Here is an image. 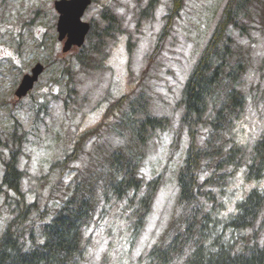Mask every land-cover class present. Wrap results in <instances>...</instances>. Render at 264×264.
<instances>
[{
    "label": "rangeland",
    "instance_id": "374dc122",
    "mask_svg": "<svg viewBox=\"0 0 264 264\" xmlns=\"http://www.w3.org/2000/svg\"><path fill=\"white\" fill-rule=\"evenodd\" d=\"M54 1L0 0V183L3 161L18 146L22 188L38 203L30 217L37 228L38 219L57 209L76 184L95 183L99 203L82 235L84 251L78 264H146L144 257L153 246L176 235L171 228L178 223L177 175L189 143L187 129L180 123L181 93L227 0H184L158 50L172 0H157L150 10V0H94L82 18L93 31L85 51L88 46L98 49L88 55L91 66L77 61L79 48L61 52ZM251 12L244 30L231 27L230 31L234 60L242 62L237 88L244 96L243 107L231 115L229 129L218 130V136L208 124L213 117L210 110L197 134L201 146L213 133L214 143L222 144L225 151L239 149L235 158L242 162L264 129V0H257ZM110 24L109 34L98 37ZM36 63L44 66L43 73L28 95L17 100L14 92L21 78ZM123 96L125 100L116 106ZM131 103L137 106L133 111ZM145 112L161 118L163 126L149 130L139 175L143 182L160 177V185L143 229L130 240L133 218L123 210L124 202L104 194L102 169L111 152L130 142L131 131ZM92 130L84 152L61 169L57 163L64 153ZM203 165V178L211 176L212 168ZM214 177L206 189L214 197L209 205L222 204L219 213L230 210L250 188H264V180L248 183L232 165ZM43 211L46 214L41 215ZM9 219L0 192V233ZM253 233L264 242V208L253 228L234 232V237L248 241ZM184 256L175 264H182Z\"/></svg>",
    "mask_w": 264,
    "mask_h": 264
},
{
    "label": "trees",
    "instance_id": "16d2710c",
    "mask_svg": "<svg viewBox=\"0 0 264 264\" xmlns=\"http://www.w3.org/2000/svg\"><path fill=\"white\" fill-rule=\"evenodd\" d=\"M183 1L172 0L157 41V50L167 38ZM256 1H226L183 86L180 103L184 114L180 123L187 129L189 143L177 175L179 191L175 214L177 212L178 216L175 218L178 223L171 228L176 230V235L166 244L153 246L144 257L146 264H175L184 254L182 264H264V242L259 235L253 233L248 241L242 239V242L234 237V232L254 227L264 208V188H250L230 210L222 213L218 212L222 204L219 203L218 208L216 203L209 205L214 197L206 189L216 180L214 174L217 176L219 170L227 165H232L234 170L240 169L248 183L264 180V129L249 155L246 158L243 156V162L235 158L239 149L232 147L225 151L222 144L214 143L213 133L209 134L202 146L197 144L198 127L206 124L210 110L213 117L208 124L218 136V130L229 129L231 115L243 107L244 96L237 88L242 62L240 59L234 60L236 54L230 31L231 27L240 31L245 29L244 20L252 19L251 8ZM155 2L151 0L148 9ZM92 37L93 32H90L87 35L88 43ZM85 50V47L80 50L77 61L81 65L91 66L87 62L88 55L97 53L98 49L88 46ZM123 100L124 96L116 106ZM136 107L131 103L132 111ZM144 114L145 117L139 119L131 131L130 142L111 152L102 169L104 194L107 192L117 201L124 202L126 208L123 210L130 211L128 216L133 218L130 240H134L143 229L160 185V177L144 183L139 175L144 157L142 148L149 130L163 125L162 119L147 112ZM93 133L94 130L80 136L73 147L64 153L63 159L57 163L61 169H67L71 162L78 159ZM19 154V147L14 145L9 150L7 160L3 161L0 192L3 193V206L8 210L10 219L0 234V264H78L84 251L82 235L99 203L95 183L86 180L83 184H76L72 194L61 200L57 209L50 214H46V211L41 213L46 217L38 219L40 224L37 228L30 217L38 208V203L22 188ZM203 162L207 168H212L209 177L203 178Z\"/></svg>",
    "mask_w": 264,
    "mask_h": 264
},
{
    "label": "water",
    "instance_id": "95a60500",
    "mask_svg": "<svg viewBox=\"0 0 264 264\" xmlns=\"http://www.w3.org/2000/svg\"><path fill=\"white\" fill-rule=\"evenodd\" d=\"M90 4V0H58L54 8L59 14L57 21L58 40L64 42L62 51L67 52L72 46L80 47L88 31V24L81 22V16ZM43 66L36 64L31 70V75H24L15 92L18 98L25 96L42 73Z\"/></svg>",
    "mask_w": 264,
    "mask_h": 264
}]
</instances>
